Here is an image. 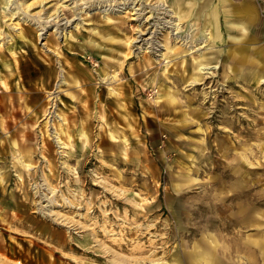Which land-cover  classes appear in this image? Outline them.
<instances>
[{
  "label": "rangeland",
  "instance_id": "374dc122",
  "mask_svg": "<svg viewBox=\"0 0 264 264\" xmlns=\"http://www.w3.org/2000/svg\"><path fill=\"white\" fill-rule=\"evenodd\" d=\"M4 1L0 264H264V0H216L215 40L180 0H70L61 37L64 0Z\"/></svg>",
  "mask_w": 264,
  "mask_h": 264
},
{
  "label": "bare ground",
  "instance_id": "6f19581e",
  "mask_svg": "<svg viewBox=\"0 0 264 264\" xmlns=\"http://www.w3.org/2000/svg\"><path fill=\"white\" fill-rule=\"evenodd\" d=\"M41 5H40V8H42V10H46L48 7H46V5L48 4L47 2H45L46 0H39ZM70 0H64L60 5L59 7H57L56 11L50 15L48 17V21L46 19V21L44 22L45 24H51V23H54V25L56 26V30L58 29H61L59 31V34H60V37L61 35L63 36V33L68 29V28H73V25L76 21H80L81 18L79 17L84 11L82 8V5H89V2L87 1V3H81L80 1H77V4L75 5V7L73 6L72 8L73 9H76V12H77V17L74 19V20H68V21H65V18L64 17V14L62 13V9L66 8L67 6L65 5V3H68ZM125 2L123 3L124 5H130V2L132 1H128V0H124ZM199 1V0H198ZM227 0H219V3L220 4H223L224 2H226ZM5 4H7V2L9 1H4ZM73 2V1H72ZM79 2V3H78ZM101 2V0H100ZM128 2V4L126 3ZM212 2V0H205L204 4H203V7L202 9H204V7H209V9L212 8V10L210 11L209 14H206L205 16L202 15V21L203 22V25L205 28H211L213 33H212V40H215L216 39V36L217 33H218V20H217V7H214L213 5H210V3ZM131 3H135V2H131ZM122 4V3H121ZM186 4V0H180L178 2V4L175 6L178 10H177V15L178 17L175 16V13L173 11H169L167 10V7L165 6V3L164 2H161L159 4V10L162 11L160 12L161 15H164L166 17H169V18H174V21L176 20V22H169V21H164V23H170L172 25V27L174 28V32L179 31V21H183L185 19H189V16H193L194 14V10L193 8H195L196 4H197V0H191L190 2H188V6H192L193 8H189V9H185V5ZM107 6V5H106ZM110 7H112L113 5H109ZM26 7V9H30L32 6L31 4H26V6L24 5V8ZM88 8V7H86ZM133 9L134 11V15L137 16L136 19H142V13H140L142 10V8H138L136 9L135 6H132L130 7ZM224 8V7H223ZM253 8V10H252ZM41 10V11H42ZM127 10V8H126ZM25 11V10H24ZM28 11V10H27ZM239 11H240V14H239ZM237 11L236 13V16L240 19L244 18L243 20L241 21H245L244 23H239L237 25H232L231 27L236 29V30H240L242 33H245L246 32V26L250 23V22H254L255 21V16L253 15V11H254V7L249 5V6H244V7H241L240 10ZM136 12V13H135ZM4 13L8 16H10L12 19L14 17H16L17 13L15 12V9L13 8L12 4L10 5H6L5 7V11ZM47 18V17H46ZM15 19V18H14ZM22 19V18H21ZM11 20V19H10ZM9 20V21H10ZM43 21V20H42ZM178 21V22H177ZM28 22V21H27ZM221 22V21H220ZM78 23V22H77ZM81 23V22H80ZM177 23V24H175ZM37 24V23H36ZM164 25V24H163ZM45 26V25H44ZM77 28V25L75 26ZM74 27V28H75ZM47 33L46 31H42V29L39 30V38L41 40L43 39H46L47 38ZM58 33V32H57ZM58 36V35H57ZM175 36V35H174ZM177 36V34H176ZM59 38V37H58ZM209 39V38H208ZM2 40V32L0 31V42ZM235 41H239L240 39H234ZM0 49H1V45H0ZM198 72H201V74H206L204 73L206 70H208L207 68L205 67H201V65L198 66ZM210 72V71H209ZM198 82L200 81V79L197 80ZM59 142V141H58ZM22 165L24 166V168H28L29 166L25 163H22ZM260 203H264V201H260Z\"/></svg>",
  "mask_w": 264,
  "mask_h": 264
},
{
  "label": "crops",
  "instance_id": "0c3cea01",
  "mask_svg": "<svg viewBox=\"0 0 264 264\" xmlns=\"http://www.w3.org/2000/svg\"><path fill=\"white\" fill-rule=\"evenodd\" d=\"M213 2V3H212ZM212 2L210 3V5H214V2L216 3V0H212ZM261 2V1H260ZM263 3V2H262ZM209 9V7H204V9H201V12H199V13H197V12H195L193 15V17L191 18V20L192 19H194V18H197V20H198V24H199V30L198 31H200V34H201V32H204V30H206L205 28H204V25H203V22H201L202 21V15H203V13L204 12H206L207 10ZM255 10H256V8H255ZM257 11V10H256ZM222 13V12H221ZM255 15V14H254ZM256 18V17H255ZM223 19V18H222ZM257 19V18H256ZM255 19V23H256V20ZM254 23V24H255ZM225 26H226V24H225V22L223 21L222 22V27H223V31H224V37H225V39H227V36L230 34L229 33V31H227L226 29H225ZM253 27V31H255L254 32V35H256V32L258 33V28H257V26L256 25H254V26H252ZM262 28V26L260 27V29ZM249 30V29H248ZM200 34H199V37H200ZM203 37V36H202ZM201 38V37H200ZM225 41H227V40H224V42L222 43V47L223 46H225L224 44H226V43H229L228 41L227 42H225ZM203 42V41H202ZM201 42V43H202ZM211 43V42H210ZM224 53H225V50H221V52H220V50H218L217 51V54H219V56L220 55H222V57H223V55H224ZM227 55H229V54H227ZM126 72H127V76H130V78H132V80L134 81V80H136V79H138L139 78V76L141 75V73L140 72H142V70H141V68H140V66H126ZM164 82L162 81L161 82V84H163ZM159 84H156L155 86H158ZM154 86V87H155ZM153 87V88H154ZM135 89H136V94L138 95L139 93H141V91L143 90H145V88L143 87V86H139L138 88H136L135 87ZM148 89H150V88H148L147 87V90Z\"/></svg>",
  "mask_w": 264,
  "mask_h": 264
}]
</instances>
